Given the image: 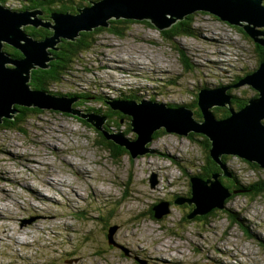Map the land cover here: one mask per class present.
<instances>
[{
    "label": "rangeland",
    "instance_id": "374dc122",
    "mask_svg": "<svg viewBox=\"0 0 264 264\" xmlns=\"http://www.w3.org/2000/svg\"><path fill=\"white\" fill-rule=\"evenodd\" d=\"M4 1L9 11L23 12L29 0ZM96 1L66 0L63 5L72 7L75 16L78 8ZM192 16V36L172 41L136 20L120 26L122 36L111 34L108 20L86 56L46 94L73 99L70 108L89 114L94 123L102 120L91 114L113 111L106 101L122 99L165 103L172 110L184 106L193 114L202 88L212 90L250 74L258 58L254 43L236 27L207 13ZM241 87L232 96L255 95L250 86ZM217 108L211 110L214 115ZM28 109L33 112L12 130L0 128V264H264V190L257 196L233 194L225 210L192 219L186 217L193 204L173 203L191 197L190 178L207 180L201 178L200 133L192 132V138L164 133L146 145L154 151L150 156L122 155L114 162L97 131L74 116ZM194 114L192 119L202 123ZM126 120L120 119L121 130H127ZM128 137L136 139L130 131ZM225 169L231 176L225 185L264 182L262 169H251L234 156ZM153 212L160 217L154 219ZM109 228H115L113 247L97 258Z\"/></svg>",
    "mask_w": 264,
    "mask_h": 264
},
{
    "label": "water",
    "instance_id": "95a60500",
    "mask_svg": "<svg viewBox=\"0 0 264 264\" xmlns=\"http://www.w3.org/2000/svg\"><path fill=\"white\" fill-rule=\"evenodd\" d=\"M90 4L92 6L90 8H78L80 15L71 16L69 12H52L50 20L42 22L39 19L42 15L41 9H32V12H11L0 3V122L2 118L11 119L16 114L12 108L15 104L27 108L60 110L94 125L106 140L112 141L120 148L128 149L133 157L148 153L146 145L154 133L161 128H165L168 133L181 136L190 132L200 133L209 140L210 157L220 166L225 176L231 178L221 160L225 155L257 164L264 170V62L257 70L232 85V88H236L246 84L257 92V96L251 97L240 110L232 108V98L226 94L229 87L201 90L198 93L197 106L202 114V123L195 122L191 117L192 113L185 107L172 110L165 103L156 104L146 102L147 100L106 101L113 111L117 109L121 114L130 117V130L137 136L134 141H130L123 134L114 135L103 131L105 117L100 118L99 115L91 114V117L97 116L96 119L102 120V123L97 121L94 123L86 117L89 114L85 115L83 112L79 114L78 111L71 109L70 104L73 99L58 98L47 95L46 92L33 91L27 84L30 82L31 70L48 68L47 64L53 59L49 50L57 51L56 45L62 40L74 41L81 31L90 32L98 27H108L107 21L110 19L148 21L158 30H164L170 28L179 19L183 20L191 14L202 12L212 14L232 26L241 27L254 44L264 49L262 1L99 0ZM27 25L35 28L42 26L52 30L53 36L47 37L45 41L35 40L26 35L23 27ZM4 44L18 49L23 57L16 59L9 56L3 51ZM6 64L15 68L6 67ZM214 107L227 108L229 116L225 119H217L211 112ZM217 176L206 182L198 178H190L191 197L178 198L173 203L177 205L187 203L188 206L194 204L195 209L189 218L205 214L214 207L224 209V202L233 192L222 186ZM240 193V191L235 192V194ZM152 210L156 211V207ZM160 215L161 213L159 216L156 215V218ZM114 230L115 228L109 229V238Z\"/></svg>",
    "mask_w": 264,
    "mask_h": 264
},
{
    "label": "trees",
    "instance_id": "16d2710c",
    "mask_svg": "<svg viewBox=\"0 0 264 264\" xmlns=\"http://www.w3.org/2000/svg\"><path fill=\"white\" fill-rule=\"evenodd\" d=\"M264 3V0H261ZM27 4L26 6L22 7L23 10H32V9H41L42 11V15L40 16V20L42 22H46L47 20H49L50 18V14L53 11L59 12V13H66V12H70V14L74 13L72 7L68 6V5H63V2L66 3V0H29L26 1ZM0 3L5 6L6 5V1L4 0H0ZM212 15V14H210ZM194 16L189 15L187 17H185L182 21H178L175 24H173L169 29L167 30H158L157 28H155L152 24H150V22L148 21H137V22H143L146 25H148V27L150 28H155L159 31L161 39L167 41V40H173L175 37H181V36H185V35H190L192 36L193 32H192V25L191 24V19ZM133 20H114L111 19L109 21L110 23V27L109 30H106L104 28H99L96 30H91L90 32H86V31H81L78 35V37L74 40V41H67V40H62L59 44L56 45V48H58L57 51L55 50H49V52L51 53V57L53 58L48 64H47V69H40V68H36L31 70V75H30V86L29 88L33 91H41L43 93L46 92V89H50V87L52 86V84H58L62 81V78L64 76H66L67 74H69L72 70V67L74 65V63H78L80 59H83L86 56V53L89 51V48H91L94 44V40L93 37L94 35H96L98 32L100 31H107L108 33L111 34H115V35H119L122 36L121 34V30L120 29L121 25H126L125 28L127 27L128 24L133 23ZM229 24V23H228ZM230 26H232L231 24H229ZM26 35H29L30 37L34 38L35 40H39L42 41L44 39H46L47 37L51 36L53 34L52 30L49 29H45V28H31V27H23ZM124 29V28H123ZM239 32H241V34L243 35L244 38H246L247 41L249 42H253L251 40V38L242 31L241 27L236 28ZM124 31V30H123ZM179 48V50H177L179 57L182 55L184 60H185V65L187 63V67L189 66L188 64V60L187 58L184 56V53L181 51V48L179 46H177ZM254 50L257 54V68H259L260 64L262 62H264V49L257 44H254ZM4 52H6L9 56L16 58V59H21L23 57L22 53L12 47L9 46L8 44L4 45ZM188 69H186L185 71H187ZM240 79H242V77H237V80L235 81V84L237 82L240 81ZM225 84H219L218 86H214L215 89H219V88H224ZM231 86V85H230ZM203 90H209L207 88H204ZM254 90V89H253ZM70 96V95H69ZM77 95H73L70 97H76ZM257 95L255 94L254 97H256ZM250 98L246 99L243 97H234L233 98V102L232 105L235 109L240 110L242 109L248 102ZM84 100L88 101L89 97L85 96ZM196 100V99H195ZM12 108L14 109V111H16V114H14V116L11 119H7V118H2L1 122H0V128L4 129V130H12L15 125L16 122L20 121V118H23L24 116L28 115L29 113L33 112L30 111L27 107H22L19 105H13ZM30 108H34V110H39L38 108L35 107H30ZM87 110L84 111H88V108H86ZM109 110V109H108ZM107 116H108V120L106 121V123L102 126L103 131L108 132L110 134H114V135H124L126 136V138H128L129 140H131L128 136H129V131L131 132V126L129 125V120L130 117H126L123 116L121 113L120 114H116L114 111H106ZM85 113H93V112H85ZM195 113V114H194ZM216 114V118L217 119H225L229 116V113L225 111V109L223 108H217L216 111L214 112ZM67 115H71L72 114H68L65 113ZM100 114V118H101V112ZM195 119H200L202 120V114L200 112V110L197 108L195 110V112H193ZM192 114V115H193ZM107 116H104L105 118H107ZM113 116H117L118 119L113 118ZM121 118H127L126 120V124L127 125V130H121V124H120V119ZM74 119L81 121V123H85V125L88 126V128H92L93 130L97 131V135L100 138L99 144L104 145V147L106 149H108L109 151H111V157L112 160L114 162H116L120 156L122 155H126V156H130L131 159H133L134 157L132 156V153L122 147H118L116 146V144H114L112 141H107L104 136L101 134L100 131H98L95 126H93L90 123H87L84 119H81L79 117L74 116ZM19 131V130H17ZM132 133V132H131ZM168 134L167 130L165 128H161L158 131H156L153 135V138H155L156 134L157 135H161V134ZM172 134V133H170ZM176 134V133H173ZM192 132L188 133L187 135H184L185 137H191ZM178 135V134H177ZM181 136V135H180ZM192 138V137H191ZM203 138V143L201 145L202 151L204 153V169H203V174L201 175L202 179H212L213 176H215L217 173L221 172L222 169L219 170V165L217 167V165L215 164V161H213V159L210 157L209 154V150H210V142L206 137H201ZM149 146V145H148ZM154 152V151H153ZM153 154V153H152ZM230 156H222L221 160L222 161H227V158H229ZM245 162V161H243ZM246 165H248L251 169L254 170H261V167L256 165V164H250L245 162ZM252 166H254L252 168ZM263 170V169H262ZM233 172V171H232ZM234 179L236 180V177L234 176ZM219 183L224 186L227 190H229V192H233L232 194H235V192L237 193V191L240 192H244L243 195L245 196H253V195H260L261 192L264 190V182H256L254 185H248V186H243L241 185L238 181L235 182L236 184H234V181L232 182V185H225L224 180L218 178ZM189 195L191 196L190 192ZM234 197V195L232 196ZM189 199V198H188ZM227 200V199H226ZM228 201V200H227ZM226 201V202H227ZM226 202H224V205H226ZM187 204V203H185ZM192 212L195 209V205L193 204V208H192ZM219 208L214 207L212 209H210L207 213L202 214V215H195L196 216H205V215H212L214 213L215 210H217ZM225 210V209H223ZM155 213L153 212L152 216L156 217V215H154ZM154 217V219H155ZM187 219H192L189 218V216H187ZM110 234L109 230L107 229V233L104 232V234H102V238H103V243H102V248L101 250L96 249V253H95V257L99 258V257H104L105 255H101L102 253H105L109 248L112 249V245H110V239L108 237V235ZM93 247V246H92Z\"/></svg>",
    "mask_w": 264,
    "mask_h": 264
},
{
    "label": "flooded vegetation",
    "instance_id": "af4514ba",
    "mask_svg": "<svg viewBox=\"0 0 264 264\" xmlns=\"http://www.w3.org/2000/svg\"><path fill=\"white\" fill-rule=\"evenodd\" d=\"M263 31H264V29H262ZM245 73H243V75H244ZM248 75V74H247ZM245 77V76H244ZM244 77H242V79L244 78ZM237 80V79H236ZM235 80V81H236ZM241 80V79H240ZM235 81H232V83H229V84H225L224 85V88H226V87H229L228 89H227V91H226V94L227 95H229L231 98H232V101H231V105H232V102H233V98H234V96H232V94H231V91H237V90H239L240 88H242L241 86L240 87H237V88H232V85H235ZM238 83V82H237ZM219 85V84H218ZM217 85V86H218ZM231 85V86H230ZM251 88V87H250ZM202 89H204V88H202ZM201 89V90H202ZM207 89H209V88H207ZM215 89V88H214ZM252 89V88H251ZM255 94L257 95V92L255 91ZM197 97H198V95H196L195 96V99L196 100H194V102H193V104L194 105H197ZM251 98V97H250ZM198 107V106H197ZM184 108V107H183ZM232 108L233 109H235L234 107H233V105H232ZM187 109V108H186ZM223 109H225V111L226 112H228V110H227V108H224L223 107ZM235 110H237V109H235ZM102 115H105V114H102ZM106 116V115H105ZM124 116V115H123ZM216 116V115H215ZM168 134H170V133H168ZM173 134V133H172ZM161 135H163V134H161ZM161 135H157L156 134V136H155V139L158 137V136H161ZM175 135H177V134H175ZM192 135V134H191ZM178 136H180V135H178ZM137 136L135 135V138H136ZM192 137V136H191ZM153 138V137H152ZM154 139V138H153ZM152 140V139H151ZM154 141V140H153ZM150 146V145H149ZM148 146V148H147V150H149V147ZM149 152V151H148ZM146 155H149V153H147ZM150 156V155H149ZM230 159L232 158V157H229ZM229 158H227V160L229 159ZM222 163H223V165H224V168L226 167V163H227V161L225 162V161H222ZM245 163V162H244ZM216 164V163H215ZM250 164H254V163H250ZM217 165V164H216ZM257 165V164H256ZM217 167H218V165H217ZM220 167V166H219ZM218 167V168H219ZM221 168H219V170H220ZM264 171V170H263ZM216 175H218L217 177L218 178H220V179H222V180H225V179H227L228 180V178H227V176H225L224 175V173H221V172H219V173H217Z\"/></svg>",
    "mask_w": 264,
    "mask_h": 264
},
{
    "label": "bare ground",
    "instance_id": "6f19581e",
    "mask_svg": "<svg viewBox=\"0 0 264 264\" xmlns=\"http://www.w3.org/2000/svg\"><path fill=\"white\" fill-rule=\"evenodd\" d=\"M260 1H261V0H260ZM262 5L264 6V3H263V2H262ZM191 15H192V14H191ZM129 20H132V19H129ZM234 27L238 28V26H234ZM236 88H237V87H236ZM93 126H94V125H93ZM148 151H149V152H148L149 154L153 153L150 149H149ZM80 170H81V171H85L84 169H81V168H80ZM232 195H233V194H231L227 199L231 198ZM69 204H73V203H69ZM224 209H226V208H224Z\"/></svg>",
    "mask_w": 264,
    "mask_h": 264
},
{
    "label": "clouds",
    "instance_id": "9594fccd",
    "mask_svg": "<svg viewBox=\"0 0 264 264\" xmlns=\"http://www.w3.org/2000/svg\"><path fill=\"white\" fill-rule=\"evenodd\" d=\"M263 29H264V28H263ZM255 70H256V69H255ZM255 70H254V71H255ZM254 71H253V72H254ZM251 73H252V72H251ZM251 73H250V74H251ZM163 105H164V104H163ZM165 105L168 106L167 104H165ZM168 107H169V106H168ZM183 107H184V106H182V108H183ZM180 108H181V107H180ZM178 109H179V108H178ZM107 141H108V140H107ZM178 198L185 199V198H183V197H178ZM178 198H176V199H178ZM167 203H168V202H167Z\"/></svg>",
    "mask_w": 264,
    "mask_h": 264
}]
</instances>
